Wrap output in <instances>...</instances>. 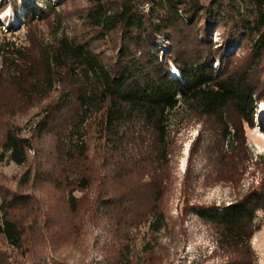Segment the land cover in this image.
<instances>
[{"label": "trees", "instance_id": "1", "mask_svg": "<svg viewBox=\"0 0 264 264\" xmlns=\"http://www.w3.org/2000/svg\"><path fill=\"white\" fill-rule=\"evenodd\" d=\"M82 20L92 41L62 32L53 42L40 44L36 54L0 43V63L22 98L33 100L46 90L54 91L61 78L66 79V91L30 127L29 136L22 135L17 125L6 129L0 160L27 165L29 153L37 150L34 138L50 139L55 157L42 179L66 192L69 213L82 210L74 192L95 183L89 167L94 166L97 174L103 171L102 183H111L99 184L86 213L117 212L122 218L133 201L118 196L113 184L119 178L138 183L134 169L144 164L147 154L139 143L143 134L156 143L157 161L165 157L175 110L212 118L217 139L230 152L224 158L232 161L244 152L248 160L250 151L237 145L239 130L229 115L257 127L258 102L264 101V0H87ZM214 30L216 43L211 37ZM106 41L108 52L94 47V42ZM161 44L168 45L170 53L162 55L159 49L165 45ZM239 45L243 53L230 52ZM169 63L179 78L170 75ZM92 127L102 140L99 165L89 158L86 146ZM258 127L264 135V117ZM262 173L258 188L223 210L197 211L213 226L217 244L227 249L224 264L257 262L251 239L264 225V168ZM37 174L27 167L20 182L28 184ZM154 189L147 202L149 228L156 234L165 225L164 188ZM29 204L27 195L11 194L0 200V235L12 249L22 247L26 220L33 228L48 226L38 221L44 218L39 213L23 215Z\"/></svg>", "mask_w": 264, "mask_h": 264}, {"label": "rangeland", "instance_id": "2", "mask_svg": "<svg viewBox=\"0 0 264 264\" xmlns=\"http://www.w3.org/2000/svg\"><path fill=\"white\" fill-rule=\"evenodd\" d=\"M86 6L87 0H0V43L26 47L28 54H33L39 52L40 44L53 42L62 32L92 41L91 31L82 20ZM8 10L9 14L4 15ZM211 37L213 43L218 41L217 30ZM161 45H165L159 49L162 55L170 53L168 45ZM109 46L107 41L94 42V47L107 52ZM242 49L239 45L230 52L237 55L243 53ZM168 66L170 75L179 78L178 70L170 63ZM65 83L66 79L61 78L56 90H46L33 100L22 98L16 82L0 63V141L10 125H17L22 135L29 136L30 127L66 91ZM262 105L264 101L258 102L259 113ZM172 117L165 157L157 161L156 143L150 135L143 134L139 143L147 154L142 158L144 164L134 169L138 183L119 178L113 184L118 196L133 201L126 205L128 215L123 218L117 212L86 213L102 183L103 171L97 174L94 166L89 167L95 183L85 191L74 192L82 210L69 213L66 192L42 179L51 169L49 160L55 157L50 139L34 138L37 150L29 153L27 165L18 166L7 158L0 160V200L11 194L27 195L30 204L22 210L23 215L39 213L44 218L38 221L48 224L33 228L30 219L26 220L19 250L12 249L0 235L2 264H224L227 249L217 244L213 226L201 219L197 211L223 210L260 186L264 137L230 113L229 119L239 130L237 145L247 146L250 157L247 160L240 152L229 161L224 158L229 149L217 139L212 118L183 113L181 109L175 110ZM101 145L102 140L92 127L86 146L95 165L102 164ZM27 167L38 174L24 185L20 177ZM158 185L164 188L161 208L165 225L155 234L149 228L147 198ZM262 216L259 212L258 219ZM251 247L256 264H264V225L253 234Z\"/></svg>", "mask_w": 264, "mask_h": 264}, {"label": "bare ground", "instance_id": "3", "mask_svg": "<svg viewBox=\"0 0 264 264\" xmlns=\"http://www.w3.org/2000/svg\"><path fill=\"white\" fill-rule=\"evenodd\" d=\"M260 108L261 109L259 110L260 111L259 114H261L264 117V105H262ZM256 131H258L261 134V136L264 137V135L260 132V130L257 127H256Z\"/></svg>", "mask_w": 264, "mask_h": 264}, {"label": "water", "instance_id": "4", "mask_svg": "<svg viewBox=\"0 0 264 264\" xmlns=\"http://www.w3.org/2000/svg\"><path fill=\"white\" fill-rule=\"evenodd\" d=\"M256 120H257V128L259 129L258 124H259V122H260V120H261V117H258ZM259 130H260V129H259Z\"/></svg>", "mask_w": 264, "mask_h": 264}, {"label": "clouds", "instance_id": "5", "mask_svg": "<svg viewBox=\"0 0 264 264\" xmlns=\"http://www.w3.org/2000/svg\"><path fill=\"white\" fill-rule=\"evenodd\" d=\"M9 12H10V10H8L7 12H5L4 15H8ZM0 18H2V17H0Z\"/></svg>", "mask_w": 264, "mask_h": 264}]
</instances>
